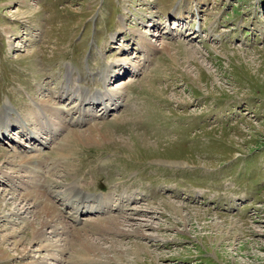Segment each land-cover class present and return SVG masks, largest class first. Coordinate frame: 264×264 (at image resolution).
<instances>
[{"label":"rangeland","instance_id":"374dc122","mask_svg":"<svg viewBox=\"0 0 264 264\" xmlns=\"http://www.w3.org/2000/svg\"><path fill=\"white\" fill-rule=\"evenodd\" d=\"M77 87L121 98L107 113L108 96L83 104L89 124L67 121L58 138L37 133L44 161L77 130L96 135L71 141L51 170L49 195L75 232L55 260L32 237L34 203L8 210L31 189L12 150L32 146L15 123L0 139V264H264V0H0V112L24 121L35 103L71 109ZM69 181L110 209L73 220ZM114 218L137 232L95 227ZM90 242L114 258L93 256ZM138 243L150 253L136 257Z\"/></svg>","mask_w":264,"mask_h":264},{"label":"bare ground","instance_id":"6f19581e","mask_svg":"<svg viewBox=\"0 0 264 264\" xmlns=\"http://www.w3.org/2000/svg\"><path fill=\"white\" fill-rule=\"evenodd\" d=\"M115 36V34H114ZM142 42L147 43L148 41H146L145 39L142 38ZM170 46L166 43L164 46V49H166L169 53H170ZM31 55V54H30ZM111 74H108L109 78H110ZM102 82L103 84H106L107 82H105V79L107 78V72L106 73H102ZM103 77H104V81H103ZM113 77H111L112 79ZM110 80V79H109ZM109 82V81H108ZM79 88V87H77ZM80 91H77L76 88L74 89V91L77 94V99L79 98V103L75 104L73 107H71V109H65L63 107H58V106H53V105H47V103H35V106L32 107H28L27 109H25V111L30 110L26 113V120L22 121L21 118L17 117V116H12L13 114V110L10 107H7V105L5 106L6 109L4 108L1 112H0V138L1 136H5L8 134V132L13 129L16 124H21V131L23 133H25L27 136V140L28 142L31 144L30 147V151L29 150H23V154H21L17 149L12 150V157L16 158L19 157V161L16 162L15 164H17V171L20 169H23V171L26 172H30L31 174H27L26 172V176H27V182L31 183V189L28 188L26 193L21 194V196L17 197L15 200L19 201L18 204H16L15 209L10 210L8 208V210L13 213L18 215V213L21 211V209H23V207H18L19 205L21 206L22 203H26V202H30V203H34V207L37 208V211L33 213V218L30 220V226L32 227V237H38L42 240L43 239V249L46 250L48 252V255H50L53 259L55 260H62V254L63 252H65L67 250V242H70L71 238V233L75 232L64 220V215L62 214V210L59 208V206L51 199V196L49 195V193L51 192V189L49 188V185L54 184L55 180L52 178V167L54 166H58L56 161H58V159L61 160V158L63 156H70L73 154V152L75 151V145L72 146L71 141L72 142H78L81 141L80 138L86 140L87 143H90L92 141L95 140V134L94 131L91 134L86 135L85 133L83 135L79 134V130H77L76 132H74L71 136H66L64 138V143L58 145L56 148H58V151H56V156L55 158H50V161H44L43 158L40 159V154H41V147L43 145H47V142L45 141H39V138L37 136L38 135H42V133H44L45 135H49L48 139H52L55 135L58 136L61 134V131L67 126V124H69L67 121L71 122V123H75V126L77 125V127L80 125L81 127L83 125H85L86 123L89 124V120H87L85 118V116H87V118H89L90 116V112H88L89 110H87L85 107L83 108V104L84 105H88L87 102H94V103H89L90 104H95L96 101H104L103 97L108 96V99L112 101V105L113 107H108L107 105H105V112L112 110L115 106H117L118 104V100L119 98H121V92L116 91L114 94L111 95V97H109L110 92H103V93H98V92H90L88 91L85 87H80L79 88ZM71 90V89H70ZM72 91V90H71ZM86 92L84 95H82V98L80 96V92ZM73 92V91H72ZM105 93L107 95H105ZM112 93V92H111ZM98 95V99H96V97H94L93 95ZM76 97V96H75ZM103 98V99H102ZM88 99V100H86ZM105 99V100H106ZM61 101V100H59ZM86 102V103H85ZM115 105V106H114ZM93 107V106H91ZM90 107V108H91ZM65 109V111H64ZM93 109V108H92ZM6 110V111H4ZM64 112L67 113V116H69V119H63V117L61 118V115L64 114ZM73 112V113H72ZM93 113V112H92ZM75 114H79L77 119H72L73 115ZM89 114V116H88ZM96 115V114H95ZM33 117V119L36 120L35 124L37 123L38 126L36 127V134L35 133H31V129L28 127V125L34 123L32 121L31 118ZM31 119V120H30ZM91 119V117H90ZM28 120V122H27ZM26 122V123H25ZM28 124V125H27ZM34 124V125H35ZM74 126V124H72ZM32 126V125H30ZM74 126V128H76ZM17 127V126H16ZM79 128V127H78ZM33 130H35L33 128ZM59 130V131H58ZM12 131V130H11ZM70 131V130H69ZM74 131V130H71ZM70 131V132H71ZM35 132V131H34ZM42 132V133H40ZM43 136V135H42ZM57 138H55L57 140ZM45 140H48L46 138H44ZM55 140V141H56ZM50 141V140H49ZM54 141V142H55ZM52 141H50L51 143ZM75 142V143H76ZM44 152V151H43ZM6 153L1 154L0 156H5ZM46 159V158H45ZM163 161V160H162ZM165 161V160H164ZM166 163L169 164H173V165H177L179 167H183V166H187L186 162H171V161H166ZM49 166H51V169H49ZM76 164L74 163H68L65 164V168L66 171L70 176L73 175V172H75L76 170ZM50 173L51 174L47 177L46 173ZM10 175H12V172L10 173ZM9 175V176H10ZM46 175V176H45ZM11 177V176H10ZM20 177V176H19ZM68 179V178H67ZM12 181V180H10ZM13 183V182H12ZM44 185V186H43ZM66 192H68V194L65 196V199L70 200V206L69 208L73 211L72 212V217L73 220L78 221L81 219L83 213L79 214L78 211L79 209H81L85 206H87V208L85 209V212H105L104 207H103V202H102V198H97V200L99 201L98 204H96L95 206L92 205V202L90 198V196L85 195V191L81 188L78 187V184H76L74 181H69L68 186L66 187ZM55 197V196H54ZM95 197V196H94ZM14 199V197H12ZM11 198V199H12ZM64 198V197H63ZM73 200V201H72ZM77 200V201H74ZM4 204L0 207V217H6L8 214L5 212L7 205L9 204V202H6V199H3ZM79 201V202H78ZM67 202V201H66ZM107 204V203H106ZM65 205L67 206V204H63V207L65 209ZM167 205L170 207V209H176L177 211L180 210L181 208L176 207L173 202H167ZM63 209V210H64ZM81 221V220H80ZM82 222V221H81ZM130 225L129 220L125 219V220H120L118 218H114V219H110V222H107V226L106 225H100V224H96L95 227H98L100 230L103 231H109L112 230L114 232L117 233H129V231L133 230L134 232H137V229L135 228H130V229H124L122 226H125V223ZM50 232L53 235H57L60 237L59 241L62 243L64 242L62 245H59L57 243H53L51 241H49L47 239L46 233ZM59 242V243H60ZM93 243H88L89 248L86 246L87 249H90L93 252V256L96 257H100L98 255H96L97 252V247H94L92 245ZM7 248L2 246V242H0V253H7ZM24 251V250H23ZM100 253H103L102 256H104L106 259H112L114 258L113 256H108V251H101L98 250ZM25 252V251H24ZM131 252H133V254L136 257H140L141 253H150V250L147 248V245H143L141 243H138L137 248L135 250H132ZM89 253V252H88ZM90 254V253H89ZM118 257V260H121V258H119V254H116ZM142 255V254H141ZM24 257V256H23ZM34 264H43V263H34Z\"/></svg>","mask_w":264,"mask_h":264}]
</instances>
